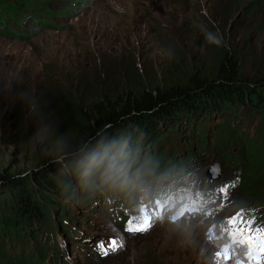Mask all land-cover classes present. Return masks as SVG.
Here are the masks:
<instances>
[{
  "label": "trees",
  "instance_id": "obj_1",
  "mask_svg": "<svg viewBox=\"0 0 264 264\" xmlns=\"http://www.w3.org/2000/svg\"><path fill=\"white\" fill-rule=\"evenodd\" d=\"M29 1L36 0H0V8L4 10H0L2 18L5 19V12L14 15L20 4ZM216 1L222 3L209 9L205 20L208 29L203 38L208 52L203 59L175 50L172 60L158 75L151 74L139 62L122 59L114 62L109 72L93 78L85 74L76 80L67 78L59 88L53 77L42 69L44 80L41 88L34 91L35 113L46 119L41 136L66 140V153L63 162L44 156L40 165L27 169L26 176L6 170L0 172V264H33L34 257H26L28 250L18 255L13 253L16 243L27 240L31 241V249L37 247L35 241L42 245V253L49 249L45 264H63L65 255L60 249L63 244L59 241L60 233L66 231L72 240L82 235L80 228L63 226L67 220L75 222L63 198L78 203L81 209H101L100 213L110 220H123L125 207L132 202L131 194H135V200L141 197L142 189L139 192L121 181L113 182L107 176L106 166L129 164L135 172L145 175L143 185L152 193L162 178L169 183L166 173L171 169L195 158L197 153L207 152L210 145L206 126L211 120L218 121L210 132L212 144L228 160H236L237 169L245 163L242 154L232 151L234 147L238 146L237 150L248 159L241 203L253 198V207L264 206V194L256 193L264 183V158L259 157L264 131L258 130L257 139H249L230 115L248 109L251 117L258 116L264 124V66L257 57L249 60L247 66L243 51L226 42L222 31L215 27L219 17L230 20L251 14L264 0ZM80 3L75 1L76 5ZM36 6L40 13L49 14L48 19L39 21L44 27L57 28L53 24L54 16L67 18L62 14H70V11L50 12ZM64 24L60 26L65 28ZM7 78L0 80L1 90L21 88L23 83L7 81ZM25 93L31 98V87ZM11 107L10 114L17 120L23 119L21 103L14 100ZM27 116L30 123L24 134L31 136V110ZM182 131L196 141V150L172 154L169 146L164 145L165 136L168 132ZM254 131L257 129L253 128V134ZM77 153H81V159L71 155ZM45 219L42 238L40 225L34 222ZM50 231L58 235L57 245L51 249ZM40 257L34 264H39Z\"/></svg>",
  "mask_w": 264,
  "mask_h": 264
},
{
  "label": "rangeland",
  "instance_id": "obj_2",
  "mask_svg": "<svg viewBox=\"0 0 264 264\" xmlns=\"http://www.w3.org/2000/svg\"><path fill=\"white\" fill-rule=\"evenodd\" d=\"M75 1L81 3L76 5ZM220 3L222 2L216 0H36L20 4L14 15L5 12V19L1 12L0 80L9 77L7 81L18 80L23 84L20 89H0V172L6 170L23 176L29 175L27 169L40 165L39 162L46 155L63 162L66 140H51L41 136L46 128L43 126L46 119L43 116L39 118L35 113L37 106L34 91L41 88L43 68L53 77L55 84L58 83L56 86L59 88L66 83L67 78L76 80L82 74L93 78L105 71L109 72L114 67L112 64L122 59L139 62L151 74L157 75L172 60L171 55L175 50L184 52L188 57L193 54L198 59H203L208 52L203 38L208 29L205 21L208 10ZM36 4L50 12L70 11V14H62L67 17L62 19L54 16L53 24L57 28L44 27L39 21L48 19V14L40 13ZM61 23H65L66 27L60 26ZM215 27L222 31L226 42L243 51L247 66L254 57L260 59L264 66V3L251 14L239 15L236 19L219 17ZM23 35L33 37L25 39ZM29 87L31 98L25 93ZM14 100L24 107L21 111L23 119L17 120L10 114ZM30 110L31 136H28L24 133L25 127L30 123L27 116ZM230 115L240 132L248 134L249 139H257L258 130L264 131V124L258 120V116L251 117L248 109L238 110ZM216 123L217 120H211L206 126L209 145L213 143L210 132ZM253 128L257 129L254 134ZM164 140V145L169 146L172 154L175 151L181 153L196 150V141L189 139L185 131L168 132ZM259 145V157L264 158V143ZM237 149L238 146L232 151L242 154L245 163L239 167L242 168L239 174L236 173L239 166L236 165V160H228L223 151L218 156L213 155L212 150V154L206 155L197 166V174H205L209 170L219 173L217 182L210 184L211 186H221L225 180L234 183V204L226 201L223 207L217 209L219 204H197L194 201L192 207L196 211L195 218L177 219L171 223L153 222L145 232L126 239L114 234V237L121 238L123 248L97 261L86 256L81 241L70 239L66 231L61 232L59 241L63 242L60 245L65 255L63 264H218L219 261L222 264H250L248 257L241 256L212 222L216 215L227 217L238 214V210L255 200L252 198L241 203V185L248 159L245 158V153ZM80 154L71 155L81 159ZM197 154L204 156V153ZM106 167L109 168L107 176L113 182L121 181L139 192L145 188V175L135 172L129 164L112 163ZM225 192L228 193L229 189ZM256 193L264 194V183ZM152 197L153 195L147 203ZM142 198L147 200L146 193H143ZM62 202L67 203L71 218L75 221L72 223L67 220L63 225L66 228H80L83 234H97L99 237V233L109 232L113 227L108 218L100 213L101 209H81L78 203L68 198H63ZM46 222L47 219L34 222L40 225L42 238ZM48 224V229H51V224ZM50 232L48 236L52 243L51 249L57 245L58 235ZM39 243L35 241L37 247L32 248L33 250L30 240L16 243L13 253L18 255V252L20 254L28 250L25 252L26 257L33 256V264L39 255V264H45L49 249L42 253L43 247ZM226 249L227 259H224ZM262 260L263 256L261 263Z\"/></svg>",
  "mask_w": 264,
  "mask_h": 264
},
{
  "label": "snow or ice",
  "instance_id": "obj_3",
  "mask_svg": "<svg viewBox=\"0 0 264 264\" xmlns=\"http://www.w3.org/2000/svg\"><path fill=\"white\" fill-rule=\"evenodd\" d=\"M227 187L225 185V191ZM252 225V220L245 221L240 214H237L229 219L228 231L238 245L246 246V254L250 264H261V258L264 256V226L254 228ZM148 227H150V223L146 217H137L128 222L127 231L142 232L146 231ZM122 246V240L119 236L110 238L107 247L104 241L98 243V248L104 255H107L109 250L115 251ZM224 259H227V249ZM218 264H222V261H219Z\"/></svg>",
  "mask_w": 264,
  "mask_h": 264
},
{
  "label": "clouds",
  "instance_id": "obj_4",
  "mask_svg": "<svg viewBox=\"0 0 264 264\" xmlns=\"http://www.w3.org/2000/svg\"><path fill=\"white\" fill-rule=\"evenodd\" d=\"M49 15V14H48ZM58 18H60V19H62L61 17H59V16H57ZM216 42L217 43H219L220 41L219 40H216ZM213 145V144H212ZM214 146V147H213ZM212 147L213 148H216L217 149V147L215 146V145H213ZM218 150V149H217ZM219 150H218V156H219ZM241 171L242 170H240V168H238L237 170H236V173L237 174H239V173H241ZM207 173H208V171H206L205 172V176H208L207 175ZM209 177V179L211 178V176H208ZM212 178H214V177H212ZM214 179H216V178H214ZM225 181H227V182H230V181H228V180H225ZM230 183H233V182H230ZM234 184V183H233ZM234 200H235V197H234V193L232 194V201H231V204H234ZM251 206H253V203H251V204H249V206H246V207H243V208H241L240 210H238V213H240V212H242L243 210H246V208L247 207H251ZM109 220V219H108ZM162 223V222H161ZM168 223V222H167ZM171 223V222H170ZM112 225V224H111ZM113 226V225H112ZM116 231H118L114 226L109 230V232H106V233H99V235H101V236H106V235H113L114 236V234L113 233H115V234H117V232ZM145 232V231H144ZM139 233H143V232H139ZM88 233H86V234H83L82 233V235L77 239V240H79V241H81V243H82V245H83V247L85 248L84 249V253L86 254V256L87 257H89L92 261H97V260H102V259H104V258H106V256H99V255H95L94 253H93V249L90 247H88V246H86L85 244L87 243L86 241H83L82 239H81V237L82 236H84V235H87ZM136 234H138V233H135L134 235H136ZM89 235H91V234H89ZM95 236L97 235V234H94ZM117 235H119V234H117ZM134 235H132V236H134ZM120 236V235H119ZM121 237V236H120ZM131 237V236H130ZM129 238V237H128ZM123 239V238H122ZM84 242H86V243H84ZM124 246V245H123ZM123 246H122V248H123ZM121 248V249H122ZM120 249V250H121ZM119 250V251H120Z\"/></svg>",
  "mask_w": 264,
  "mask_h": 264
},
{
  "label": "water",
  "instance_id": "obj_5",
  "mask_svg": "<svg viewBox=\"0 0 264 264\" xmlns=\"http://www.w3.org/2000/svg\"><path fill=\"white\" fill-rule=\"evenodd\" d=\"M218 174H219L218 172H211V174H210L209 171L207 173L208 176H211V177H214V178H216L218 176Z\"/></svg>",
  "mask_w": 264,
  "mask_h": 264
}]
</instances>
